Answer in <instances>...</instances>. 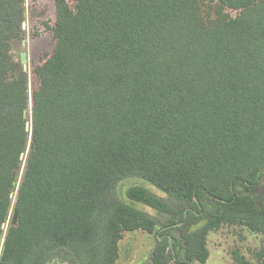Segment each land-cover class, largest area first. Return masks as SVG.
Here are the masks:
<instances>
[{"label":"trees","instance_id":"1","mask_svg":"<svg viewBox=\"0 0 264 264\" xmlns=\"http://www.w3.org/2000/svg\"><path fill=\"white\" fill-rule=\"evenodd\" d=\"M72 1L29 81L26 0H0V264H114L135 230L152 264L205 263L222 225L264 235V0ZM128 177L177 206L128 188L158 221L113 197Z\"/></svg>","mask_w":264,"mask_h":264},{"label":"rangeland","instance_id":"2","mask_svg":"<svg viewBox=\"0 0 264 264\" xmlns=\"http://www.w3.org/2000/svg\"><path fill=\"white\" fill-rule=\"evenodd\" d=\"M68 1L71 5L73 4L72 0ZM25 11V37L22 42L15 45L20 53H26V70L29 73L30 81L32 67L46 58L53 47L50 30L55 19L53 0H26ZM132 186L144 187L156 196L165 199L174 207L178 204L176 198L139 177H128L120 180L112 190V196L144 210L155 216L158 221H163L168 216L149 206L132 202L126 195L127 189ZM255 195L264 200V188H257ZM155 243L154 236L143 230L124 231L119 241V256L114 264H152L151 254ZM207 248L209 255L206 262H193V264H235L234 252H239L247 259L255 262L256 253L264 248V235L252 232L242 225L225 224L208 234ZM173 261V258L167 259L165 264H174ZM47 264L77 263L70 253L57 252L53 260Z\"/></svg>","mask_w":264,"mask_h":264},{"label":"water","instance_id":"3","mask_svg":"<svg viewBox=\"0 0 264 264\" xmlns=\"http://www.w3.org/2000/svg\"><path fill=\"white\" fill-rule=\"evenodd\" d=\"M20 59H21V63L23 64L24 68L26 67V53L25 52H21L20 53ZM26 110L24 111V115H26Z\"/></svg>","mask_w":264,"mask_h":264}]
</instances>
